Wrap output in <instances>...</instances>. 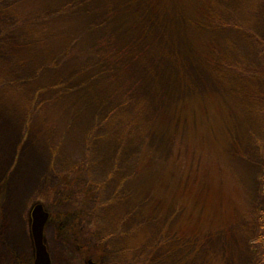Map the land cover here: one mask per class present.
I'll list each match as a JSON object with an SVG mask.
<instances>
[{"label":"rangeland","instance_id":"obj_1","mask_svg":"<svg viewBox=\"0 0 264 264\" xmlns=\"http://www.w3.org/2000/svg\"><path fill=\"white\" fill-rule=\"evenodd\" d=\"M263 186L264 0H0V239L24 261L41 203L52 264H255Z\"/></svg>","mask_w":264,"mask_h":264},{"label":"water","instance_id":"obj_2","mask_svg":"<svg viewBox=\"0 0 264 264\" xmlns=\"http://www.w3.org/2000/svg\"><path fill=\"white\" fill-rule=\"evenodd\" d=\"M32 236L35 247L36 264H51L47 246L44 239V229L49 219V213L42 204L34 207L32 212Z\"/></svg>","mask_w":264,"mask_h":264},{"label":"flooded vegetation","instance_id":"obj_3","mask_svg":"<svg viewBox=\"0 0 264 264\" xmlns=\"http://www.w3.org/2000/svg\"><path fill=\"white\" fill-rule=\"evenodd\" d=\"M1 190H0V205L2 204V200H3V196H1ZM38 204V203H37ZM36 205V204H35ZM33 207L30 208L29 212H28V224H27V230H26V235L27 237L30 238L31 242H32V246H33V250H34V253L33 255L30 256V259L29 261L28 260H23L22 258L19 257V255L17 254V249H15V247L12 246V243H11V240H5V239H0V241L2 242V245L7 248L8 250V253H9V256L12 255V259L11 261H14L15 264H36V259H35V247H34V241H33V236H32V230H31V225H32V211H33ZM49 213V212H48ZM0 218L3 219V225L7 224L6 222V218L7 216L5 215V212H2L0 211ZM0 219V220H1ZM52 220V215L49 213V219H48V222L45 226V229H44V239H46V228L48 226V224L51 222ZM45 244L47 246V241L45 240ZM47 250H48V247H47ZM48 253H49V250H48ZM7 256V255H6ZM5 257V255H4ZM49 257H50V261H51V264H52V259H51V256L49 254ZM34 259L33 263L31 262L32 260ZM5 261L4 258H3V254L2 252H0V264H5ZM86 263L87 264H98L96 263L93 259L89 258L86 260Z\"/></svg>","mask_w":264,"mask_h":264},{"label":"trees","instance_id":"obj_4","mask_svg":"<svg viewBox=\"0 0 264 264\" xmlns=\"http://www.w3.org/2000/svg\"><path fill=\"white\" fill-rule=\"evenodd\" d=\"M231 143H233L231 146H230V144ZM231 143L229 144V146L230 147H235V145L237 144V141L235 140V141H231ZM239 153V152H238ZM191 172V171H190ZM263 188H264V186H263ZM264 193V192H263ZM180 201H182V203H186L187 204V202H189V199L186 197L185 199L183 198V199H181ZM179 201V202H180ZM181 205H183V204H181ZM258 213L261 215L262 213H263V210H259L258 211ZM263 216V215H262ZM260 219H261V217H260ZM262 220H264V216L262 217V219L260 220V222L262 221ZM259 234H258V239H257V244H261L260 246H262V248H263V250H264V226L262 225V226H260V228H259ZM229 242V241H228ZM229 245V244H228ZM227 248H230V246H226ZM254 252L256 253V254H259L260 253V249H255L254 250ZM262 255L260 256V258H259V260L258 259H256V261H255V264H264V253H261Z\"/></svg>","mask_w":264,"mask_h":264}]
</instances>
